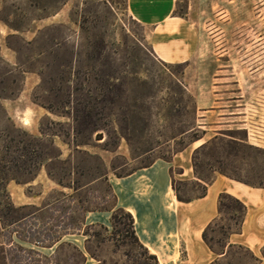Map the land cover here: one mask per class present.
<instances>
[{
    "label": "trees",
    "instance_id": "obj_1",
    "mask_svg": "<svg viewBox=\"0 0 264 264\" xmlns=\"http://www.w3.org/2000/svg\"><path fill=\"white\" fill-rule=\"evenodd\" d=\"M68 2L31 0L28 9L15 6L9 16H0V21L20 34L26 31L30 17L32 22L54 17ZM99 6L115 17L113 8L102 0H82L81 7H73L69 17L80 31L74 43L63 37L64 25H54L40 30L32 41L16 34L6 37L7 48L17 55L16 65L5 61L0 50V264H86V254L98 264L106 263L93 249L94 243L97 247L111 243L119 251L123 248L122 264H159L157 257L141 243L134 216L117 207L110 174L121 179L150 168L158 160L172 162L175 155L203 140L207 131L199 124L197 101L185 85L183 74L172 70L174 66L187 68L188 63L173 65L159 61L150 43L147 47L134 34L132 40L140 55L129 53L127 45L110 37L103 25L106 16L101 15ZM11 16L17 20H11ZM123 46L127 51L120 56ZM149 55L160 65L156 74L147 67ZM27 73L40 77L32 101L55 116L68 117L72 121L70 131L47 118L53 127L41 122V136L37 137L18 127L9 116L3 101L20 96ZM163 93L165 97L161 96ZM56 138L74 146L73 153L65 159ZM223 139L228 140L236 156L240 147L259 151L249 145L246 131L241 138L220 132L193 153L192 166L197 179L194 183L200 188L199 195L186 197L182 191L187 182L172 179L180 202L205 197L217 173L250 187L264 188L220 168L212 167V176L204 174L211 163L201 162L200 154ZM93 140L107 152H116L125 141L130 153V161L124 159L127 169L118 170L115 162L119 157L108 168L101 156L81 150ZM164 147L170 150L162 152ZM131 163L135 166L130 167ZM43 169L51 181L71 194L57 192L60 198L53 202L45 199L40 206H16L9 185L32 184ZM86 181L89 182L85 184ZM94 183L106 187L101 197L111 199L107 206H89V196L82 190ZM26 194L32 196L30 191ZM218 210L219 216L202 235L208 248L223 256L212 264L222 261L233 264L239 252L247 253L253 264H260L261 260L251 251L229 245L228 241L232 234L241 233L246 206L233 196L221 194ZM54 211L61 214H53ZM101 212L111 213V230L100 223L87 225L89 213ZM73 236L86 238L83 249L70 240Z\"/></svg>",
    "mask_w": 264,
    "mask_h": 264
},
{
    "label": "rangeland",
    "instance_id": "obj_2",
    "mask_svg": "<svg viewBox=\"0 0 264 264\" xmlns=\"http://www.w3.org/2000/svg\"><path fill=\"white\" fill-rule=\"evenodd\" d=\"M102 1L113 8V12L115 13V17L110 16L104 7L99 6L101 15L106 16V21L103 22V25L108 28L110 37L127 45L129 53L140 55L138 47L134 44V40H132L133 34L149 47L147 30L129 16L126 0ZM81 2L82 0H69L61 12L48 19L32 22L33 17H30L25 25L24 30L26 31L20 34L11 30L0 21V50L3 59L11 65L17 64V55L8 49L5 43L6 37L13 34L21 36L25 41H32L40 30L54 25H64L65 28L61 30L63 37L69 38V41L72 43L76 42L80 31L78 26L71 22L69 16L75 5L81 7ZM30 4L31 0H0V16H9L10 10H14L15 6L28 9ZM174 14H181L185 17L187 14H190V17L197 24L200 33L199 53L196 60L192 63L191 71L192 79L195 83L191 90H188L196 98V101L197 95L200 94L202 103L207 107L214 102L220 101L219 110L216 112L204 113L202 109H198L199 124L203 125L202 129L207 131V135L201 143L194 145L196 149L213 137L218 136L220 132L231 134L238 138L243 136L245 131L238 129L240 128L239 125L228 124L225 119V114L227 113L226 106L232 105V103H228L232 97L243 96L244 102H235L233 105L246 104L247 120L253 126V134L263 136L264 0H177ZM10 18L13 21L17 20L13 16ZM111 24H114V26ZM88 26L92 32L94 30L93 25L90 24ZM144 35L146 36V40H143ZM126 51L125 46H123L120 56H124ZM147 60V67L151 72L156 74L160 65H158V62L157 64L154 63V58L150 55ZM172 70L179 75L183 74V81L188 87L187 68L174 66ZM39 83L40 77L37 74H25L23 91L20 96L15 100L3 101V105L9 116L18 127L37 137L41 136L39 131L41 122L44 121V123L48 124L47 118L63 124L65 130L70 131L72 121L68 117L55 116L32 101L33 91ZM195 84H198L197 87H195ZM165 94L163 93L161 96L165 97ZM48 125L49 127H53L50 124ZM224 138L226 137L224 136ZM55 141L63 153V159L73 153V145L69 146L59 138H56ZM249 145L259 148V151L240 147L241 151L236 156L227 139L216 142L199 156L201 162L206 163L209 161L211 163V168L206 169L204 174L212 176V167L220 168L232 176L242 178L256 185H264V149L250 143ZM81 150L101 156L108 168H110L113 160L115 161V158L119 157L115 163L120 172L127 169L124 167V159L130 161V153L125 141H122L120 148L116 152L102 150L101 145L94 140L90 146L82 147ZM168 150L170 149L165 147L161 149L162 152H167ZM207 154H210L211 157ZM131 166H135V163H131ZM178 173H180V170L176 169L174 176L177 179L175 180L182 181L179 179ZM109 178L110 182L112 181L115 184L116 177L110 174ZM88 182L86 181L85 184ZM125 182L123 181L117 186L126 190L127 185ZM183 182H187L183 186V195L186 197L199 195L200 188L195 185L194 180ZM118 188L116 187V190L123 196V199L130 201L129 195L125 191L122 193ZM22 190L25 194L27 191H30L32 196L41 194L43 199L39 201L37 206L42 205L45 199L53 202L55 199L60 198L57 192L63 191L66 194H71V191L63 190L51 181L45 169L41 171L32 184L17 185L14 182L10 184L9 191L16 206H22L18 204V195L19 192L22 194ZM105 190L106 187L104 185L94 183L86 185L82 192L89 196V206L102 207L107 206L111 202L109 198L105 197V199H102L101 196ZM52 213L61 214L60 211ZM110 217L111 213L108 212L94 213L89 215L88 222L108 223ZM111 229L112 227L109 230ZM71 239L75 240L82 247L86 240L84 236H73ZM91 245L97 251L100 259L106 262L103 264H112V262L122 264L125 261L122 257L123 248L119 251L111 243H106L99 247L95 243ZM87 260H89L88 264H98V261L91 258L88 254ZM222 264H227V262L222 261ZM233 264L253 263L247 253L239 252L238 260L233 262Z\"/></svg>",
    "mask_w": 264,
    "mask_h": 264
},
{
    "label": "crops",
    "instance_id": "obj_3",
    "mask_svg": "<svg viewBox=\"0 0 264 264\" xmlns=\"http://www.w3.org/2000/svg\"><path fill=\"white\" fill-rule=\"evenodd\" d=\"M176 7L177 0H127L129 16L147 30V39L157 59L173 65L188 63L187 81L188 89L191 90L195 83L191 75L192 63L199 53L200 33L190 14L184 18L175 16ZM195 85L197 87L198 84ZM235 102H244L243 96L229 99L228 103L232 105L226 106L227 123L239 125L238 129L247 132L250 144L264 149V133L263 136L253 134V126L247 120L246 104L233 105ZM219 103L217 101L207 107L202 103L200 94L197 95L198 109L204 113L218 111ZM203 140L175 155L172 162L158 160L150 168L139 170L126 178H116L115 184L111 181L117 196V207L124 208L134 216L136 233L141 243L157 257L159 264H212L223 256L213 253L202 235L206 227L219 216L220 195L228 194L247 208L241 233L232 234L228 239L229 245L245 247L261 260L260 264H264V188L250 187L217 173L205 197L180 202L175 195L172 179L177 178L173 171L180 170L178 176L182 181L197 180L192 166V153L196 149L194 145ZM123 181H126V190L117 186ZM116 187L122 193L125 191L130 201H125ZM18 199L19 205H38L43 198L28 196L22 190ZM90 214L94 213L86 216L87 225L100 223L110 229V221V224L88 222ZM79 247L83 249L81 245Z\"/></svg>",
    "mask_w": 264,
    "mask_h": 264
}]
</instances>
